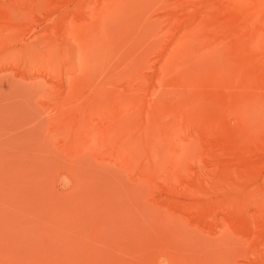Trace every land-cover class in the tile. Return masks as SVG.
Here are the masks:
<instances>
[{"label": "rangeland", "instance_id": "rangeland-1", "mask_svg": "<svg viewBox=\"0 0 264 264\" xmlns=\"http://www.w3.org/2000/svg\"><path fill=\"white\" fill-rule=\"evenodd\" d=\"M0 264H264V0H0Z\"/></svg>", "mask_w": 264, "mask_h": 264}]
</instances>
